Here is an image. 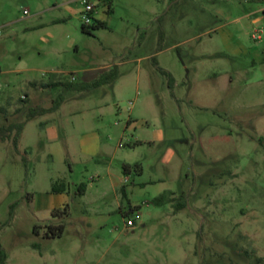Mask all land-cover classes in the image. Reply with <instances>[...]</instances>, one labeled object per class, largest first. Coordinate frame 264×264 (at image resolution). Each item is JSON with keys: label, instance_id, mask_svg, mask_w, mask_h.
Listing matches in <instances>:
<instances>
[{"label": "rangeland", "instance_id": "1", "mask_svg": "<svg viewBox=\"0 0 264 264\" xmlns=\"http://www.w3.org/2000/svg\"><path fill=\"white\" fill-rule=\"evenodd\" d=\"M93 1L106 27L86 33L79 0H0V134L25 122L28 107L64 98L27 124L18 148L0 140L5 264L264 259V34L253 37L264 31L260 1ZM115 66L118 80L91 91L28 86L81 84ZM25 93H34L26 103ZM86 132L100 135L105 156L81 153ZM59 145L71 149L66 161ZM108 167L126 179L120 201ZM62 183L68 191L53 195ZM169 192L174 201L154 203Z\"/></svg>", "mask_w": 264, "mask_h": 264}, {"label": "trees", "instance_id": "2", "mask_svg": "<svg viewBox=\"0 0 264 264\" xmlns=\"http://www.w3.org/2000/svg\"><path fill=\"white\" fill-rule=\"evenodd\" d=\"M113 1L114 0H105V4L109 6L112 4ZM260 3L264 4L263 0H261ZM100 27H106V24L102 23V22H98L97 19L95 18L94 24L92 26L83 25V30L86 33H90V29H97ZM154 62H155V65L158 67V70L163 75H165L169 78L170 87L173 88V84H174L173 76L168 71L161 68L156 59L154 60ZM118 78H119V68H118V66H115L111 70L102 73L98 79H96L90 83L65 84L62 81H58V82L49 83L46 85L41 84L40 87L42 89H50L52 87H63L66 90L79 91V92L82 91L83 92V91L95 90V89L101 88L103 86L110 85V84L114 83L115 81H117ZM35 86H38V85L35 84ZM23 100H25V99H23ZM63 101H64V98H60V100H58L55 103V105L49 109L30 107L28 109L27 120L23 123H12L7 128H3V132L0 134V140H2L3 142H6L7 140H13L15 147L18 148L19 140H20V137L24 131L26 124L38 116H45L49 113L55 112L56 110L59 109V107L61 106ZM23 102L26 103V101H23ZM5 112H6L5 108H0V114H4ZM123 170H124V173L126 175H128L130 173L131 168L129 165H125ZM52 191L54 193H66L68 191V185L65 183H62V185L54 184ZM86 191H87V185L86 184H81L80 186H78V193L81 196H84ZM121 192H122L123 196L126 198L127 197L126 187H122ZM175 198H176V193L169 192V193H165V194L155 198L154 203L158 206H163V205H166V204L174 201ZM179 207H180V209H182L185 206L180 205ZM56 213H58V211L55 212V215H56ZM125 217H128V215L125 214ZM50 229L52 230L53 227H50ZM63 229H64V226L59 227L58 232L52 233L51 235H49V237H60L62 235ZM0 254H1L0 264H5V254H3V252H0ZM255 262H256V264H264V259L261 257H257V258H255Z\"/></svg>", "mask_w": 264, "mask_h": 264}, {"label": "crops", "instance_id": "3", "mask_svg": "<svg viewBox=\"0 0 264 264\" xmlns=\"http://www.w3.org/2000/svg\"><path fill=\"white\" fill-rule=\"evenodd\" d=\"M204 1H207V2L211 3L210 2L211 0H204ZM214 1H215V3H217L216 0H214ZM259 5L261 6V10L264 12V4H261L260 3ZM98 14H99V10L97 9L96 19L98 17ZM257 22H259V19L258 20H255L254 21V24H257ZM107 71H109V70H107ZM107 71H105V72H107ZM100 75L99 76H89L88 79H86V81L84 83H90V82L98 79L100 77ZM54 82H58V80L56 78H52L48 82H44V83H38V82H34V81H28V86L30 88H32V90H35L36 91V90H41L42 89L40 87L41 84H45L46 85V84L54 83ZM35 84H37L38 86H35ZM30 96H32V97H30ZM33 96H34V93H30V94L29 93H25L23 95V97H25V98H23L21 96L20 99H22V100L25 99L26 102L27 101L29 102L30 99L33 98ZM28 108H30V107H28ZM27 124H26V126H27ZM26 126L24 128V131L26 130ZM50 126L47 127V128L49 129V131H50L51 135L53 136V138H56L57 137V135H56V129H54V128L50 127ZM24 131H23V133H24ZM80 148H81L80 149L81 150V153L83 155L87 156V157H94V156L100 157V156H105L104 144L102 142V139H101L100 135L97 134V133H89V132L87 133L86 132L83 135H81V138H80ZM68 150H70L69 152H71V149H68ZM67 151L64 150V148L62 146L59 145L58 148H57V151H56L57 152L56 153V156L60 157V159L62 161H66V155L68 154ZM109 174L112 177L111 178V180H112L111 186H112V189L114 190V192L116 194V200L117 201H120L121 198L122 199L125 198L123 196L122 192H121V189H122V187H126V184H125L126 183V179H124L122 176H113L112 171H111L110 168H109ZM88 188H89V185H87V191H86V193H85L84 196L87 195ZM119 190H120V192H119ZM52 193H53V195H57V196L58 195H64L65 194V193H54L53 191H52Z\"/></svg>", "mask_w": 264, "mask_h": 264}, {"label": "built area", "instance_id": "4", "mask_svg": "<svg viewBox=\"0 0 264 264\" xmlns=\"http://www.w3.org/2000/svg\"><path fill=\"white\" fill-rule=\"evenodd\" d=\"M80 5L83 8V12L81 14L82 19L86 26H92L94 24V20L96 18V13L98 6L93 0H79ZM240 2H248L250 0H236ZM261 1V0H259ZM264 31L261 29H256L253 37L255 40H261L263 38ZM75 80V79H73ZM128 227H134L135 222L133 220H128L127 222Z\"/></svg>", "mask_w": 264, "mask_h": 264}]
</instances>
